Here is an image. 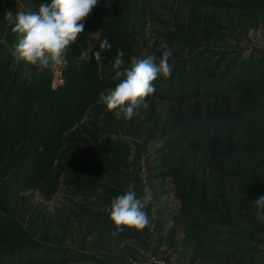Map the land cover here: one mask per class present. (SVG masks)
I'll use <instances>...</instances> for the list:
<instances>
[{"label": "rangeland", "instance_id": "rangeland-1", "mask_svg": "<svg viewBox=\"0 0 264 264\" xmlns=\"http://www.w3.org/2000/svg\"><path fill=\"white\" fill-rule=\"evenodd\" d=\"M44 2L0 0V264H264V0H98L38 72L4 14ZM161 40L171 76L116 119L117 52ZM145 187L149 225L112 238L111 200Z\"/></svg>", "mask_w": 264, "mask_h": 264}, {"label": "clouds", "instance_id": "clouds-1", "mask_svg": "<svg viewBox=\"0 0 264 264\" xmlns=\"http://www.w3.org/2000/svg\"><path fill=\"white\" fill-rule=\"evenodd\" d=\"M98 0H50L39 5L38 10H11L4 14L5 20L13 25L12 32L17 34L13 57L34 66L43 72L54 64L61 63L68 46L75 42L84 31L83 21L97 5ZM101 50L111 49L112 45L104 38ZM162 49L159 62L154 55L143 58L130 57V65L123 68L124 51L119 50L112 61L115 72L114 80L119 81L114 87L101 93L100 101L106 110L112 112L116 119L131 121L138 115V109L148 105L146 99L156 89L154 81L163 76L169 78L172 73L170 59H174L166 41L161 40ZM95 59H101L100 52L94 53ZM98 191H100L98 189ZM154 194L145 187L142 194L129 189L111 200L108 219L114 230L110 233L116 238L125 229L144 230L150 223L146 211L153 204ZM254 204L259 212H264V195L259 196Z\"/></svg>", "mask_w": 264, "mask_h": 264}]
</instances>
